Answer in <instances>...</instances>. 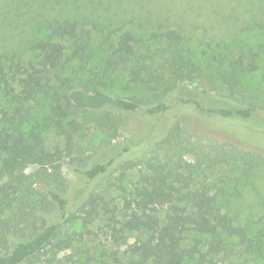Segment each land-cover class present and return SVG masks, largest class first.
<instances>
[{"label":"trees","instance_id":"trees-1","mask_svg":"<svg viewBox=\"0 0 264 264\" xmlns=\"http://www.w3.org/2000/svg\"><path fill=\"white\" fill-rule=\"evenodd\" d=\"M111 28L56 21L21 53L0 50V264L62 263L55 240L70 247L73 237L64 229L78 221L86 235L97 236V226L124 248L128 264L264 259V231L253 233L224 213L206 173L225 161L248 176L264 168L261 155L236 148L221 158L197 152L184 116L146 158L117 164L114 157L86 156L98 147L97 135L99 150L118 139L125 115L168 113L170 98L189 83L208 82L213 96L230 106L175 96L181 105L207 117L251 119L259 108L245 81L258 70L259 55L240 51L207 74L174 29L154 32L150 42L125 26ZM113 74L124 77L123 86ZM66 159L86 185L104 181V189L87 192L84 185L76 197L68 195ZM30 167L36 169L26 173ZM129 174H135L130 189L124 184ZM56 214L59 222H53ZM119 253L111 254L115 262Z\"/></svg>","mask_w":264,"mask_h":264},{"label":"rangeland","instance_id":"rangeland-1","mask_svg":"<svg viewBox=\"0 0 264 264\" xmlns=\"http://www.w3.org/2000/svg\"><path fill=\"white\" fill-rule=\"evenodd\" d=\"M67 20L86 23L90 28L93 24L112 27L110 30L125 26L140 39L150 42L154 32L174 29L183 35V47L207 74L227 65L240 51L259 55L258 70L245 81L247 94L255 97L249 99L259 108L251 119L207 117L193 106L181 105L175 96L193 97L206 106H230L213 96V87L208 82L189 83L170 98L172 109L168 113L150 116L145 109H139L125 115L118 139L108 148L99 150L102 136L97 135L94 138L96 151H88L86 156L94 153L104 162L114 157L117 164L146 158L173 123L178 119L182 121L185 116L187 139L197 152L221 158L229 149L236 148L264 158V0H0V50L19 54L29 41L45 38L49 24ZM112 77L120 86L126 81L121 74ZM126 148L128 151L122 153ZM68 162L66 159L62 165L70 186L68 195L76 197L75 192L84 185L87 192L104 189V181L86 185L85 179ZM220 162L214 170L206 172L212 193L217 195V205L237 225L246 226L253 233L264 231L261 220L264 168L245 176L238 165ZM203 166L209 167L208 163ZM35 169L25 168V172ZM134 176L129 174L124 183L129 189ZM112 192L117 197L116 192ZM59 221L56 214L53 222ZM94 231L97 236L86 235L80 221L67 225L64 232L73 237V244L69 247L59 242L60 239L55 240V250L62 260L60 264H128L131 261L124 248L109 242L97 226ZM61 238H65L64 235ZM115 251L120 252L119 262L111 256ZM239 263L241 260L232 262L231 259L226 264ZM254 263L264 264V259L247 264Z\"/></svg>","mask_w":264,"mask_h":264}]
</instances>
